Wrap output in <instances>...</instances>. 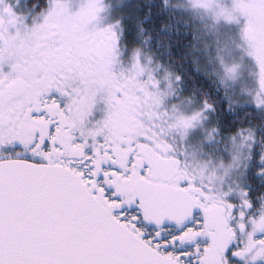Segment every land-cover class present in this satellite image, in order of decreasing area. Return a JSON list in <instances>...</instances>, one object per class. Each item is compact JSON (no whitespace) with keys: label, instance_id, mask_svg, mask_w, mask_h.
Returning <instances> with one entry per match:
<instances>
[{"label":"snow or ice","instance_id":"obj_1","mask_svg":"<svg viewBox=\"0 0 264 264\" xmlns=\"http://www.w3.org/2000/svg\"><path fill=\"white\" fill-rule=\"evenodd\" d=\"M0 264H264V0H0Z\"/></svg>","mask_w":264,"mask_h":264}]
</instances>
